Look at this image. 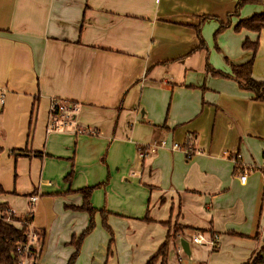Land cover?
<instances>
[{"label":"crops","instance_id":"crops-1","mask_svg":"<svg viewBox=\"0 0 264 264\" xmlns=\"http://www.w3.org/2000/svg\"><path fill=\"white\" fill-rule=\"evenodd\" d=\"M236 2L0 0V204L33 211L41 264H67L89 224L74 208L85 187L94 228L74 264H145L174 224L190 254H204L199 264H243L263 246L264 102L209 70L248 61L249 39L252 77L264 82V28L234 30L264 0L234 13ZM220 22L229 25L215 35ZM52 97L77 103V126L94 134L47 133ZM195 233L217 235V246L195 244Z\"/></svg>","mask_w":264,"mask_h":264},{"label":"trees","instance_id":"trees-1","mask_svg":"<svg viewBox=\"0 0 264 264\" xmlns=\"http://www.w3.org/2000/svg\"><path fill=\"white\" fill-rule=\"evenodd\" d=\"M261 2L262 0H237L234 13H237L244 4H258ZM228 25H229L228 22H220V26L216 30L215 35H217V33H219L221 29L226 28ZM242 28L254 32H258L261 29H263L264 13H256L248 18L240 19L234 25V30L239 31ZM203 45H204L203 41H200L199 46L197 48H200ZM242 47L244 49L251 50L252 56L248 61L242 64L232 65L230 74L223 73L219 70H213L211 68H209V70L215 75L230 77L234 79L238 83L241 89L246 90L253 94L254 100H259L264 102V82L257 81L252 77L253 56L257 51L258 42L257 41L252 42L249 39H245L242 44ZM92 189L93 187H85L79 189V192H81L83 195V202L80 206H76L74 208L80 211L82 210L88 212L90 219L87 228L76 238L74 237L72 239L71 243L74 247V251L70 255L67 264H74V261L78 256L83 239L94 228L93 215L96 210L90 205L89 202V196ZM2 191L3 190L0 187V193ZM7 208L9 207L0 204V264H15V257L13 256L14 245L17 242H21L25 240V231L23 226L18 227L15 226L14 223L5 220ZM105 214L106 213L102 211V223L105 227H108L105 221V216H106ZM10 217L12 220H16V221H21L22 218L25 219L27 218L23 216L17 217L15 215H10ZM183 229L184 226L179 225L172 232L169 231L168 234L166 235L163 244L160 246L158 251L153 256H151L145 264H155L158 258L161 259L160 264H167V255H168L170 240H172V238H176L178 234H180L179 236H181ZM260 235L261 232L258 231L255 237L259 238ZM262 242H263V246L254 254V256L249 261L243 264H264V232L262 236Z\"/></svg>","mask_w":264,"mask_h":264},{"label":"built area","instance_id":"built-area-1","mask_svg":"<svg viewBox=\"0 0 264 264\" xmlns=\"http://www.w3.org/2000/svg\"><path fill=\"white\" fill-rule=\"evenodd\" d=\"M79 111V106L75 102H70L65 99H61L58 97H52L50 99L49 108H48V118L46 124V132H61L66 130L69 126H75L76 134H86L93 135L94 131L91 128H80L76 123V115ZM166 142L161 141L159 144L152 143L146 146L138 147V154L141 158H144L151 152H154L159 146H165ZM173 150L181 149L180 145L177 143H173L170 146ZM186 155L189 156V153H192V148H188L184 150ZM246 178V174H242L240 176V181L244 182ZM38 196L32 195L30 196V202L33 205ZM10 215H15L14 211L10 208H7L5 220L14 223L18 227H24L25 231V240L21 242H17L14 245L13 256L15 257V264H41L38 260L37 251L35 248V244L38 242L40 238V233L37 228L33 224V211H30L22 218L21 221L12 220ZM192 241L195 244H208L211 248H215L217 246L218 236L213 235L210 238H205L203 234L197 233L192 237ZM183 249L179 245L176 248V258L178 262L182 261Z\"/></svg>","mask_w":264,"mask_h":264},{"label":"rangeland","instance_id":"rangeland-1","mask_svg":"<svg viewBox=\"0 0 264 264\" xmlns=\"http://www.w3.org/2000/svg\"><path fill=\"white\" fill-rule=\"evenodd\" d=\"M31 210H33L32 208H31ZM22 217V216H21ZM101 226H102V229L104 230V231H106L107 233H108V239H109V243H110V246L111 247H116L117 246V248H119V250H123V243L122 242H119V243H117L116 244V242H117V239H116V234H115V231L112 229V228H110V227H105L104 225H103V223L101 224ZM177 226H179V225H176V224H174V225H171L170 227H171V232L177 227ZM183 234V233H182ZM181 234V235H182ZM195 234H197V233H195ZM194 234V235H195ZM179 235L180 234H178L177 235V237L176 238H178L179 237ZM193 235V236H194ZM87 236V235H86ZM85 236V237H86ZM181 237V236H180ZM112 238V239H111ZM176 238H174L176 241H178ZM173 239V238H172ZM36 245V244H35ZM180 245V243H179V241H178V246ZM191 245V247H193L194 246V244H190ZM177 246V247H178ZM198 246V245H197ZM200 246H202V247H205V248H208L209 250L211 249V247L210 246H208V245H200ZM122 254V253H121ZM171 255H173V253L172 252H170V254H169V252H168V255H167V261L168 260H170L171 261V263H170V261H168V263L169 264H199V262L204 258V254L203 253H199V254H197V253H191V254H189V255H187L184 251H183V253L181 254L182 255V261L181 262H178L177 261V258H176V256L174 255V256H172L171 257ZM174 259H176V261L174 262ZM42 261V260H41ZM119 263L120 264H123V262L122 261H119Z\"/></svg>","mask_w":264,"mask_h":264},{"label":"water","instance_id":"water-1","mask_svg":"<svg viewBox=\"0 0 264 264\" xmlns=\"http://www.w3.org/2000/svg\"><path fill=\"white\" fill-rule=\"evenodd\" d=\"M179 243H180V246L182 247L183 251L187 255H189L190 254V249H189L188 241L185 240L184 238H180Z\"/></svg>","mask_w":264,"mask_h":264}]
</instances>
